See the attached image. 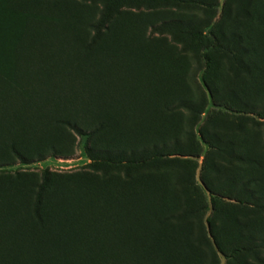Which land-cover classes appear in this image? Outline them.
<instances>
[{"label":"rangeland","instance_id":"1","mask_svg":"<svg viewBox=\"0 0 264 264\" xmlns=\"http://www.w3.org/2000/svg\"><path fill=\"white\" fill-rule=\"evenodd\" d=\"M206 3L197 9L122 8L95 37L99 3L0 0V73L31 63L21 55L30 41L45 55L46 48L66 42L86 69L96 70L101 103L115 100L99 110L108 121L101 132L81 138L61 127L49 142L34 138L43 159L0 170V254L14 244V264L21 257L26 264L37 258L67 264L72 255L80 264H264V212L245 200L250 194L264 201V0ZM171 21L210 27L195 37L151 34L153 26ZM238 64L248 73L233 75L230 67ZM208 85L218 96L233 91L252 112L227 98L213 100ZM187 104L199 108L190 113L180 107ZM189 138V156H169L176 162L154 169L103 175L84 154L85 147L129 153ZM184 170L187 207L177 185ZM45 171V224L71 248L59 257L62 244L51 243L55 235L41 231L33 215ZM205 178L220 192L209 190ZM179 214L186 215L182 221L169 218ZM232 216L253 244L209 237L208 222L227 223Z\"/></svg>","mask_w":264,"mask_h":264},{"label":"trees","instance_id":"2","mask_svg":"<svg viewBox=\"0 0 264 264\" xmlns=\"http://www.w3.org/2000/svg\"><path fill=\"white\" fill-rule=\"evenodd\" d=\"M87 3H99L101 12L98 20L92 26L95 37L104 31L112 17L122 8L134 10L148 9L153 7H189L197 9L207 6V0H80ZM210 26H195L194 24L182 21L164 22L151 28V34L162 35L170 32H180L195 37L201 35V29ZM235 41L237 36H230ZM47 55L40 51V47L30 41L23 47L21 55L31 63L17 62L8 74L0 73V170L11 166L19 161L24 165L31 164L33 160H41L43 156L34 149V138L42 137L45 142H49L55 130L61 127L69 129L78 137H90L108 126V121L99 113L104 105L97 98V87L99 82L96 77V70L91 67L87 69L81 64L82 59L75 51L68 49L67 43L55 49H45ZM20 54V51H17ZM80 62V63H79ZM83 62V61H82ZM230 72L237 75L241 72L248 73L245 65L238 64L237 68L230 67ZM69 84L71 89H69ZM77 84V85H76ZM210 97L227 98L237 106L242 107L245 113H251L246 105L242 104L231 90L225 91L221 96L208 85ZM90 89V92H89ZM78 92V94H77ZM190 113L196 112L199 108L192 104L180 105ZM216 141L215 135L212 137ZM230 146V145H228ZM191 149V139L187 144L172 141L165 145H152L149 148L129 153L114 150V147L103 149L85 147L84 154L91 162L94 170L106 175L113 170H134V169H154L164 164L174 163L177 159L169 156H189ZM227 155L231 160L238 161L239 158L228 151ZM187 179V172L184 170L177 180V185L185 198V205L188 200L184 192ZM50 175L43 172L41 184L34 197L33 215L38 222L41 231H46L52 235L51 243L62 244V239L54 227L48 228L44 221V196L49 188ZM203 183L209 190L220 192V185H213L208 178ZM224 184L233 187V182L226 179ZM246 204L253 207L258 212H264V201L253 199L252 195H245ZM243 203V201H242ZM186 215H172L169 218L174 221H182ZM208 235L211 239L214 236H221L226 241H246L253 244V240L244 236V226L235 218L229 221L207 223ZM58 236V238H57ZM18 247L12 244L5 248L0 257V264H14L18 255ZM261 248V245H259ZM264 249V245H262ZM71 248L62 244L57 248V255L62 256L64 251ZM57 257V256H55ZM126 261V260H125ZM45 263V259L37 258L36 264ZM123 262L122 264H124ZM18 264H26L25 258L21 257ZM46 264V263H45ZM67 264H80L74 255L69 258ZM83 264H93L92 261H85ZM111 264H120L113 260Z\"/></svg>","mask_w":264,"mask_h":264}]
</instances>
